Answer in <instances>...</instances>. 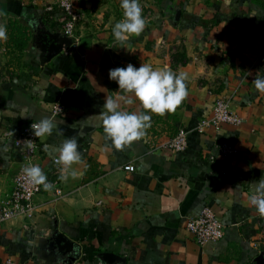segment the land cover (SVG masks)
<instances>
[{"label":"crops","instance_id":"1","mask_svg":"<svg viewBox=\"0 0 264 264\" xmlns=\"http://www.w3.org/2000/svg\"><path fill=\"white\" fill-rule=\"evenodd\" d=\"M120 2L75 0L79 50L46 61L42 48L50 36L63 35L59 0H0V15L30 34L19 61L1 56L0 198L11 191L18 168L3 134L45 117L57 127L41 138L33 160L49 182L58 181L50 191L41 185L30 219L0 226V263L264 264V217L249 201L250 183L264 177V93L252 83L257 72L264 76V0H140L145 30L124 44L112 33L123 15ZM129 63L186 72L188 96L175 112L152 115L145 136L118 151L96 115L105 97L122 94L109 70ZM220 96L232 100L243 123L196 133ZM133 100L120 101V110L143 111ZM56 105L65 111L52 117ZM181 130L184 151L160 147ZM72 137L82 163L73 165L77 178L61 181L52 159ZM221 144L236 153L221 155ZM128 165L133 172L124 170ZM205 208L226 230L222 239L200 245L186 222ZM54 235L71 246L64 252L51 246Z\"/></svg>","mask_w":264,"mask_h":264},{"label":"clouds","instance_id":"2","mask_svg":"<svg viewBox=\"0 0 264 264\" xmlns=\"http://www.w3.org/2000/svg\"><path fill=\"white\" fill-rule=\"evenodd\" d=\"M122 18L115 22L112 33L115 41L124 44L132 36H140L146 27V20L140 0H121ZM8 33L5 25L0 24V41H7ZM109 79L118 84L117 97H105L102 110L96 115L101 121L103 132L113 147L122 151L134 141L141 140L151 127L152 115L164 116L179 108L188 96V74L183 71L175 72L167 67L153 68L150 64H141L139 68L129 63L126 67L109 70ZM259 93H264V76L257 72L252 81ZM138 101L143 111H123L120 101L133 104ZM57 125L45 117L31 124V130L36 138L50 136ZM19 142V141H18ZM23 144L29 149L34 148L32 140H25ZM47 148V146H45ZM58 157L55 162L61 166L59 179L67 181L69 177L78 176L73 165L82 163L78 142L72 137L64 140L56 148ZM22 172L29 183L43 186L50 191L53 184L48 181L46 174L38 165H28ZM249 201L255 207L257 214L264 217V177L250 183Z\"/></svg>","mask_w":264,"mask_h":264},{"label":"built area","instance_id":"3","mask_svg":"<svg viewBox=\"0 0 264 264\" xmlns=\"http://www.w3.org/2000/svg\"><path fill=\"white\" fill-rule=\"evenodd\" d=\"M58 9L60 12L59 22L64 37L70 39L71 43L64 48L63 54L67 55L72 51L79 50L80 36L77 34V25L81 20V15L76 8L75 0H59ZM65 111L61 105H56L51 115L60 116ZM25 125L18 133H5L2 140L9 139L10 148L18 157V168L16 170L11 191L0 198V226L15 218L30 219L35 211L34 199L39 194L41 186H36L28 182L22 172V168L28 165H35L34 157L40 149V138H36L31 130V124ZM243 119L232 108V100L228 97H217L212 105V112L209 117L201 119L194 131L204 134L206 130L215 133L221 131L223 126H240ZM32 140L34 148L29 150L23 141ZM19 141V142H18ZM187 145V133L179 131L173 138L169 139L160 147L170 151L180 153L185 150ZM219 151L223 156H231L236 150L226 144L219 145ZM57 157L52 159L53 164ZM125 171L133 172L134 167L128 165ZM55 185L58 181H54ZM53 183V184H54ZM57 195H61L60 189L56 190ZM187 231L195 238L198 244L204 245L211 241H217L224 237L226 225L222 222L211 209L205 208L198 215L190 217L186 222ZM0 264H21L13 258H7Z\"/></svg>","mask_w":264,"mask_h":264},{"label":"trees","instance_id":"4","mask_svg":"<svg viewBox=\"0 0 264 264\" xmlns=\"http://www.w3.org/2000/svg\"><path fill=\"white\" fill-rule=\"evenodd\" d=\"M5 26L8 39L3 41L0 47L3 48V55L6 57L7 63L17 62L29 45L30 34L25 26L13 18H8Z\"/></svg>","mask_w":264,"mask_h":264},{"label":"water","instance_id":"5","mask_svg":"<svg viewBox=\"0 0 264 264\" xmlns=\"http://www.w3.org/2000/svg\"><path fill=\"white\" fill-rule=\"evenodd\" d=\"M178 17H179V12L177 13V18ZM70 43H71L70 39H68L67 37H64L63 35L60 36L59 34H55V35L50 36L49 44L46 47L42 48L43 51L47 52L45 60L47 61L53 58L54 56L58 55L59 53H61L64 48H67L70 45ZM50 241H51V246H54V245L57 246L59 251L61 250L66 251L68 247L71 246L70 245L71 243H68V241H66V239L61 235L52 236L50 238ZM105 258L111 259L113 257H111L110 255H106ZM262 260H263L262 255L256 258V261L258 263H260Z\"/></svg>","mask_w":264,"mask_h":264},{"label":"rangeland","instance_id":"6","mask_svg":"<svg viewBox=\"0 0 264 264\" xmlns=\"http://www.w3.org/2000/svg\"><path fill=\"white\" fill-rule=\"evenodd\" d=\"M0 24H6V19H4L3 18V16H1L0 15ZM3 55V53L2 54H0V73H2V72H6V68L2 65V62H3V59H2V56Z\"/></svg>","mask_w":264,"mask_h":264}]
</instances>
